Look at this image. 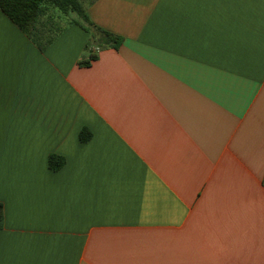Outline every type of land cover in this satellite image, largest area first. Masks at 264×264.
Segmentation results:
<instances>
[{
  "label": "crops",
  "instance_id": "0c3cea01",
  "mask_svg": "<svg viewBox=\"0 0 264 264\" xmlns=\"http://www.w3.org/2000/svg\"><path fill=\"white\" fill-rule=\"evenodd\" d=\"M87 13L122 43L83 67L0 9V264H264V0Z\"/></svg>",
  "mask_w": 264,
  "mask_h": 264
},
{
  "label": "trees",
  "instance_id": "16d2710c",
  "mask_svg": "<svg viewBox=\"0 0 264 264\" xmlns=\"http://www.w3.org/2000/svg\"><path fill=\"white\" fill-rule=\"evenodd\" d=\"M2 12L43 52L67 26L78 25L92 35V41L86 48L88 59L80 61V66L88 67L98 59L96 51L109 47L118 48L122 39L96 26L87 13V0H0ZM76 14L77 19L63 21V17ZM65 24V25H64ZM65 26V27H64ZM88 135V136H86ZM89 134L81 133L83 142L89 140ZM65 165V159L52 154L49 167L58 171ZM4 221L3 204L0 203V227Z\"/></svg>",
  "mask_w": 264,
  "mask_h": 264
},
{
  "label": "rangeland",
  "instance_id": "374dc122",
  "mask_svg": "<svg viewBox=\"0 0 264 264\" xmlns=\"http://www.w3.org/2000/svg\"><path fill=\"white\" fill-rule=\"evenodd\" d=\"M63 17V21H69V20H71V18L72 19H77V15L76 14H71L69 17H65V16H62Z\"/></svg>",
  "mask_w": 264,
  "mask_h": 264
},
{
  "label": "built area",
  "instance_id": "2783aa9c",
  "mask_svg": "<svg viewBox=\"0 0 264 264\" xmlns=\"http://www.w3.org/2000/svg\"><path fill=\"white\" fill-rule=\"evenodd\" d=\"M96 51L98 52V50L96 49Z\"/></svg>",
  "mask_w": 264,
  "mask_h": 264
}]
</instances>
